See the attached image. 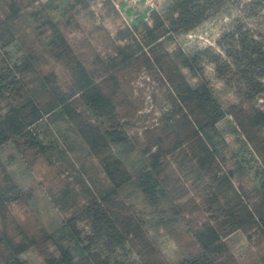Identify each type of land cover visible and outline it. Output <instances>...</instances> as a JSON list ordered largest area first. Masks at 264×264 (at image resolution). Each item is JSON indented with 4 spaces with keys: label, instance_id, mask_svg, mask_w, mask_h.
Listing matches in <instances>:
<instances>
[{
    "label": "trees",
    "instance_id": "obj_1",
    "mask_svg": "<svg viewBox=\"0 0 264 264\" xmlns=\"http://www.w3.org/2000/svg\"><path fill=\"white\" fill-rule=\"evenodd\" d=\"M23 2L0 0V101L5 102L0 106V150L11 146L22 158L34 154L29 167L37 157L52 165L53 146L44 140L47 135L63 138L96 161L106 183L100 197L80 204L77 188L62 180L60 191L46 195L60 216L58 225L48 228L35 217L29 227L13 216L10 204L28 206L35 194L15 182L0 158V251L8 255L3 264H29L24 255L30 251L38 264H169L134 200H146L157 216L151 222L156 226L171 229V224L188 222L183 204L175 202L187 190L166 158L184 145L204 190L219 203L215 218H223L226 232L264 237V181H258L264 171V35L235 16L216 40L217 48L186 54L164 46L205 21L229 14L233 0H170L160 12L150 13L148 48L131 58L103 56L86 40L74 46L67 33L79 26H68L72 17L61 11L64 0L39 2L38 9L25 15L20 9L5 10L8 3ZM206 64L235 97L227 105L204 77ZM181 65L197 83L187 80ZM132 68L158 76L168 87L174 109L164 112L163 119L166 124L178 121L172 125L179 140L166 151L160 139L138 148L117 112L113 97L118 86L109 80L117 83L115 75ZM227 116L260 163L250 188L242 180L244 172L238 171L241 162L234 170L225 160L227 145L217 123ZM43 119L47 128L41 131ZM124 148H137V159L126 163ZM208 228V233L192 234L196 251L179 264H238L219 230Z\"/></svg>",
    "mask_w": 264,
    "mask_h": 264
},
{
    "label": "rangeland",
    "instance_id": "obj_2",
    "mask_svg": "<svg viewBox=\"0 0 264 264\" xmlns=\"http://www.w3.org/2000/svg\"><path fill=\"white\" fill-rule=\"evenodd\" d=\"M45 1L48 0H36L32 5H27L30 0H24L23 4L18 6L8 3L5 10L9 12L13 9H20L22 14L25 15L38 9L39 2ZM53 1L57 2V0ZM64 1L65 4L61 11L67 10L66 17H72V22L68 26L72 27L75 23L81 24L73 34L67 33L70 41L73 42L74 46H77V42L84 39L93 30L92 26L89 25L91 24L92 15L90 10L84 7L87 4L86 0ZM169 1L154 0L156 9L162 10ZM233 1L229 14H220L205 21L194 31L166 42L164 44L165 48L169 52H176L180 48L186 54L207 46L217 48L216 40L229 27L232 18L235 16H241L251 28L264 35V0ZM94 30L89 36L90 38L96 36L94 39L99 40V47H95L96 50L98 49L97 51L101 52L103 56L110 55L108 50L112 46L109 45V39L107 40L101 30ZM97 41L94 43L97 44ZM1 58L2 51L0 48V60ZM181 66L183 67V65ZM136 70V68L124 69L117 73L115 75L117 83L113 78L109 80L110 83L118 86L113 97L117 112L122 122L125 123L126 130L136 141L138 148L141 150L146 149L154 139H160L162 151H166L178 143L179 140L176 139L178 133L175 131L178 121L166 124V119H163L164 112H170L174 109L168 87L160 81L158 76H151L144 70ZM181 70L191 84L197 83V77L193 76L188 68L183 67ZM203 75L225 105L235 99L223 82L216 78L212 65H205ZM4 104V101H0L1 107ZM2 111L4 109L0 112ZM173 123L176 124L175 127ZM46 126L47 121L43 119L38 125V129L44 131L47 128ZM217 126L227 145L224 149L227 165L235 170V163L241 162V165L237 163V167L238 171L244 172L242 180L248 188L254 186V180L252 179L255 175L254 172H257L256 169L260 168V163L256 161L257 159L253 156L252 151L246 146L230 116L219 121ZM59 136L61 137V135ZM44 141L46 144L49 143L50 146H53L50 153L53 160L52 165L46 164L43 157H37L35 163L29 167L27 162H31L35 158L34 154L28 153L26 158H22L11 146L0 150V158L15 182L23 189L33 190L35 194L34 201L28 206L18 203L10 204L13 216L18 221L28 224L29 227H32L31 224L37 217L48 228H52L58 225L60 216L48 203L46 195L50 190L60 191L61 181L65 180V182H69L77 188V198L80 204H85L92 198L100 197L106 180L100 173L96 161L89 158L85 152L77 149L76 146L69 145L63 138L59 141L54 140V138L50 139L48 135ZM137 150L135 148L133 151H127V148H124L123 157L126 163L127 160L131 162L137 159ZM185 150L186 146H181L169 153L166 158L171 163L172 169L177 173L180 184L187 190L186 195L176 199L175 202L179 205L183 204V215L188 222L171 224V229H166L162 225L156 226L151 222H155L157 216L153 217L152 208L146 200L142 197L136 199V201L134 200L135 209L140 212L143 218L148 220L150 235L161 249L164 258L169 264H179L186 255L196 251V246L191 245L192 234H196V232H199V234L202 232L208 233V227L210 226L219 230L223 239L228 243L232 254L236 257L238 264H264V237L255 232L247 234L241 230L226 232L227 227L222 223L223 218H215V216L220 215L219 203L215 197L210 196L204 190L206 186L203 179L198 175L197 167L188 158ZM259 175L261 176L258 181H264V171ZM29 209H34L35 214H31ZM186 223L190 225L186 226ZM25 226L27 227V225ZM7 257L5 250L0 251V264H3ZM24 258L29 264H38L39 262L32 251L26 253Z\"/></svg>",
    "mask_w": 264,
    "mask_h": 264
},
{
    "label": "crops",
    "instance_id": "obj_3",
    "mask_svg": "<svg viewBox=\"0 0 264 264\" xmlns=\"http://www.w3.org/2000/svg\"><path fill=\"white\" fill-rule=\"evenodd\" d=\"M86 1L87 4L84 7L91 12V24L89 25L92 26L93 30L82 40L89 41L94 48H98L99 40L94 39L96 36L90 38L89 34L95 31L94 29L101 30L107 40L109 39V45L112 46L108 50L110 55L120 58L134 57L148 48V29L151 28L152 21L142 1ZM77 24L80 27L81 24ZM95 41H97V44L94 43Z\"/></svg>",
    "mask_w": 264,
    "mask_h": 264
},
{
    "label": "built area",
    "instance_id": "obj_4",
    "mask_svg": "<svg viewBox=\"0 0 264 264\" xmlns=\"http://www.w3.org/2000/svg\"><path fill=\"white\" fill-rule=\"evenodd\" d=\"M132 1H142V3L147 8V14L150 15L151 12L156 11V5L154 3V0H132Z\"/></svg>",
    "mask_w": 264,
    "mask_h": 264
}]
</instances>
